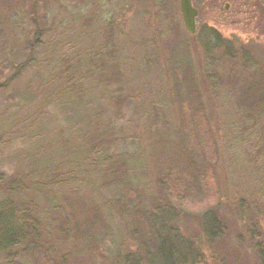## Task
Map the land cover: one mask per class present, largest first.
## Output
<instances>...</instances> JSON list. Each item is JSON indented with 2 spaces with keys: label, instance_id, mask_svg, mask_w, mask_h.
<instances>
[{
  "label": "rangeland",
  "instance_id": "1",
  "mask_svg": "<svg viewBox=\"0 0 264 264\" xmlns=\"http://www.w3.org/2000/svg\"><path fill=\"white\" fill-rule=\"evenodd\" d=\"M191 2L198 11L194 35L186 30L180 0H0V203L6 210L23 203L7 198V188L17 190L25 178L51 179L45 173L50 166L57 174L74 171L69 157L88 151L100 164L114 154L128 156L140 195L135 207L153 214L167 203L158 182L165 163L175 174L185 170L183 137L194 161L209 163L205 200L215 199L199 211L185 209L169 224L192 246V264H261L256 244L264 243V106H243L237 86L264 71V0ZM212 30L214 43L207 38ZM177 70L181 80L185 73L191 77L199 101L177 98ZM196 106L202 113L192 121ZM99 134L103 142L93 147ZM35 168L41 177L30 176ZM90 180L92 187L84 179L79 182L85 188L57 187L58 203L70 204L79 222L78 234L69 223L64 229L73 232L65 230L63 239L60 226L70 210L44 211L40 191L21 190L29 224L40 234L48 228L50 260L111 264L119 254L144 258L134 232L138 210L120 187L106 186L102 172ZM208 211L223 222L216 237L202 225ZM90 232L107 260L84 244ZM34 261L15 252L8 260L0 251V264Z\"/></svg>",
  "mask_w": 264,
  "mask_h": 264
},
{
  "label": "trees",
  "instance_id": "2",
  "mask_svg": "<svg viewBox=\"0 0 264 264\" xmlns=\"http://www.w3.org/2000/svg\"><path fill=\"white\" fill-rule=\"evenodd\" d=\"M29 1V0H26ZM42 30L36 31L37 36H42L40 33ZM46 32V29H43ZM209 35L207 34L208 41L214 43L218 40V35L215 31H209ZM208 42V43H209ZM176 73L174 88L176 92V96L179 100L186 99L182 96H190L191 99L198 100L199 96L196 88L191 84V77L185 73V78L182 76L181 80V72L182 71H174ZM180 77V78H179ZM13 79V77L10 79ZM184 79V80H183ZM73 80V79H72ZM74 82V80L72 81ZM69 83V82H68ZM72 88H76V83H70ZM238 99L239 102L243 104V106H251V105H262L264 106V71H259L258 74L251 75L248 78H244L241 83L237 86ZM186 89V90H185ZM186 96V97H187ZM183 100V101H184ZM201 107V106H200ZM198 112L195 115H192V121H195L199 118L202 113V108H198L196 106ZM39 114V113H37ZM37 120V115L32 116L28 123L31 125L35 123ZM32 126V125H31ZM99 134L98 140L90 141L91 144L96 145L97 143L101 144L103 141L100 140L101 137ZM164 140H160V144L163 143ZM166 143L161 146V149L165 148ZM180 148L179 154L181 158L185 159V170L183 174H175L173 172L174 169L168 163L165 166V171H161L159 175V185L162 189V195L164 200L167 202L163 207L157 209V213L153 212V214L145 213L143 211V207H135L140 203V195L133 188V185L130 180V174L128 171L129 161L128 156L121 154H114L105 159L104 163H97L93 160H90V153L88 156V151L81 152V156L79 154L78 157H69L70 163L75 162L74 171L60 173H53V166L45 168V173H52L53 176L51 179H44L36 181H28L27 178L22 179L20 185L17 190L8 189L7 198H22L23 203L18 206L11 207L8 206L7 210L4 208L6 203H0V251H5L7 253V259H10V256L13 252L16 253L20 258H27L31 256L35 259L33 264H55L53 260H50V252L52 251V245L49 244L50 238L46 233V229H48L45 225L44 232L41 230V234L37 233L38 228L35 226H31L29 224L28 216V204L25 200L24 192L21 190L25 188H31L33 191H40L41 197L44 200V211H57L58 207L64 212L70 210L67 213L68 220H64L62 224L64 226H60V238L61 235L66 236L65 230L69 233L75 230V234H78V220L76 216H74L75 211L69 205H62L61 202L58 203V195H57V187H72L75 186L77 188V183L80 187L85 188L87 185H81L79 181L84 179L87 183H89L88 187H92V182L90 180V174L93 175L101 173L107 178L106 186H114L120 187L127 198H129V206L135 211L136 220H137V229L134 232L138 233V236L142 242V249L146 252L144 258L139 257L135 254H119L116 256L114 260H112L111 264H138L139 262H146V264H192L195 260V256H193L192 246H189V241L184 239L179 233L178 230H174L175 227L173 225H169L170 223H174L179 218L181 212L185 211L186 208L182 206L183 201L190 202H203L205 200V186L202 181L209 173L208 170V162L203 160V162H199V164L194 161V153L192 151H188L186 145L184 144V138L182 137L180 140ZM94 150V148H93ZM92 150V151H93ZM100 164V165H99ZM34 165V163H32ZM30 165V167L32 166ZM168 169H167V168ZM42 168V167H41ZM36 172L30 174V176L38 175L37 177H41ZM185 176V177H184ZM25 187V188H24ZM61 188V187H60ZM63 189V188H62ZM18 191L17 193H14ZM39 196V197H40ZM38 197V198H39ZM37 198V199H38ZM22 201V200H21ZM7 202V201H5ZM20 203V202H19ZM141 204V203H140ZM128 207V206H127ZM135 207V208H134ZM140 207V208H139ZM16 208H20L19 211ZM29 209V208H28ZM5 211L6 214H3L1 211ZM27 212V213H26ZM7 213H9L7 215ZM204 217L202 220L203 228L208 230L212 237H216L223 228L222 219L213 213L203 212ZM149 216V217H148ZM87 221V220H86ZM73 225L72 229L70 228V224ZM86 224L88 226L92 225L91 221H87ZM69 227L64 229L65 227ZM89 226V227H90ZM87 227V229L89 228ZM93 227V226H91ZM177 233H176V232ZM89 232V231H88ZM66 234V235H65ZM86 242L84 243L90 249V251L97 256L101 260H107L105 255L100 251L99 241L97 240L96 235L93 233H89L87 236H84ZM18 247V249H16ZM256 250L259 255L261 264H264V243L258 242L256 244Z\"/></svg>",
  "mask_w": 264,
  "mask_h": 264
},
{
  "label": "water",
  "instance_id": "3",
  "mask_svg": "<svg viewBox=\"0 0 264 264\" xmlns=\"http://www.w3.org/2000/svg\"><path fill=\"white\" fill-rule=\"evenodd\" d=\"M180 9L186 30L189 34L194 35L196 33L197 9L192 6L191 0H180Z\"/></svg>",
  "mask_w": 264,
  "mask_h": 264
},
{
  "label": "clouds",
  "instance_id": "4",
  "mask_svg": "<svg viewBox=\"0 0 264 264\" xmlns=\"http://www.w3.org/2000/svg\"><path fill=\"white\" fill-rule=\"evenodd\" d=\"M215 203L214 197H208L203 202H190V201H183L182 206L186 209L192 210V211H199L205 207H208L209 205Z\"/></svg>",
  "mask_w": 264,
  "mask_h": 264
}]
</instances>
